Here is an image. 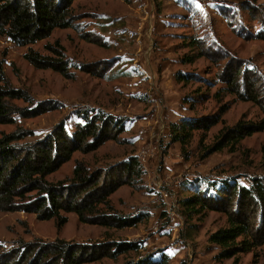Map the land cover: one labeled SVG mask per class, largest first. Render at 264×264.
Instances as JSON below:
<instances>
[{
  "label": "rangeland",
  "instance_id": "rangeland-1",
  "mask_svg": "<svg viewBox=\"0 0 264 264\" xmlns=\"http://www.w3.org/2000/svg\"><path fill=\"white\" fill-rule=\"evenodd\" d=\"M74 10L78 29H55L50 37L32 45L48 54L46 45L60 42L72 77L34 67L24 56L28 46L0 36L6 73L13 85L27 89L35 101L55 106L35 117L0 124V134L26 127L33 130V136L24 141H33L45 137L64 119L71 130L79 120L76 110L86 107L126 119V130L118 139L92 152H75L49 178L69 179L77 162H86L94 170L138 156L145 168L142 181L135 187L121 185L111 198L118 211L140 214L143 219L136 226L107 228L82 223L75 213L66 212L67 221L60 226L55 219L40 220L33 213L0 211V251L17 246L22 239L121 240L142 246L82 264H137L149 256L162 264H264V245L242 254L238 262L217 260L218 248L208 238L226 225V215L209 209L204 216L189 218L181 203L193 194L187 189L191 180L235 175L247 183L264 173V131L246 137L235 150L206 151L224 125L262 116L253 102L221 91L225 84L219 76L235 57L245 66L257 65L264 78V40L255 35L264 26V0H75ZM193 37L226 47L230 56L217 61L208 54L197 55L189 45ZM183 57L194 61L185 63ZM178 72L197 77L181 81ZM15 102L27 105L23 100ZM225 104L223 119L209 130L195 129L186 151L171 140V124L213 116Z\"/></svg>",
  "mask_w": 264,
  "mask_h": 264
},
{
  "label": "trees",
  "instance_id": "trees-1",
  "mask_svg": "<svg viewBox=\"0 0 264 264\" xmlns=\"http://www.w3.org/2000/svg\"><path fill=\"white\" fill-rule=\"evenodd\" d=\"M74 1L0 0V36H7L18 46H28L24 56L34 67L51 68L72 77L70 60L60 42L47 44L48 54L32 45L50 37L55 29H78ZM255 35L264 40V26ZM189 45L197 50V55L208 54L217 61L230 56L226 47L200 37L191 38ZM5 55L0 49V124H12L18 117H35L53 110L55 106L50 102L35 101L27 89L13 85L6 73ZM183 61L192 62L194 58L183 57ZM243 64L238 58H230L220 72L219 79L225 84L221 91L253 102L261 109L262 116L255 120L242 117L232 125H224L213 143L207 146V153L226 147L235 150L246 137L264 131V78L257 65ZM79 67L91 71L83 64ZM177 77L187 81L197 75L178 72ZM15 100H23L27 105H18ZM54 104L60 106L57 101ZM225 105L213 116L185 118L171 124V140L179 142L186 151L193 131L209 130L219 123L228 109V104ZM75 115L79 120L72 131L64 119L45 137L33 141H24L33 136V130L26 127L0 134V211L33 213L40 220L55 219L60 226L67 221L66 212L75 213L85 224L119 229L136 226L143 216L118 211L111 196L123 184L135 187L142 181L145 168L138 156L132 155L114 166L94 170L86 162H77L69 179L53 181L49 178L71 160L75 152L95 151L106 141L118 139L126 130V119L101 109L79 108ZM262 152L264 164V144ZM187 189L193 194L181 200L186 216H204L209 209L226 215V225L210 233L208 238L218 248L217 260L233 258L238 262L242 254L264 245V173L252 176L247 183H242L235 175L211 180L200 177L189 181ZM141 246V242L121 240L79 243L61 238L54 241L22 239L17 246L0 251V264H82L103 257L113 258ZM162 262L158 258L151 260L149 256L139 259L137 264Z\"/></svg>",
  "mask_w": 264,
  "mask_h": 264
}]
</instances>
